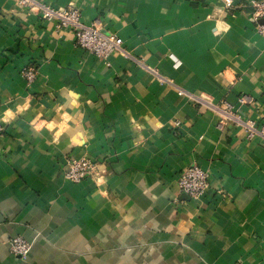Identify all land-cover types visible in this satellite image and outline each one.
<instances>
[{
  "label": "crops",
  "instance_id": "obj_1",
  "mask_svg": "<svg viewBox=\"0 0 264 264\" xmlns=\"http://www.w3.org/2000/svg\"><path fill=\"white\" fill-rule=\"evenodd\" d=\"M36 1L76 7L128 57L0 0V264H264V136L220 124L226 103L264 121L255 0ZM72 155L100 176L65 180ZM193 163L210 176L199 197L176 184Z\"/></svg>",
  "mask_w": 264,
  "mask_h": 264
},
{
  "label": "built area",
  "instance_id": "obj_2",
  "mask_svg": "<svg viewBox=\"0 0 264 264\" xmlns=\"http://www.w3.org/2000/svg\"><path fill=\"white\" fill-rule=\"evenodd\" d=\"M16 4L24 9L37 10L42 19L54 22L55 29L69 28L72 30L75 44L88 51L89 53L106 58L113 52L117 51L124 57L128 53L122 47V39L114 34H105L100 29V23L94 20L89 25L80 21L79 10L69 5L67 7L54 8L47 4H42L36 0H14ZM226 7L231 5L230 0H224ZM252 17L256 22V32L264 35V0H255L252 2ZM177 62H175L176 64ZM27 83L32 82L36 77V68L32 64L24 66L21 70ZM239 103H247L249 99L245 96H238ZM215 107V106H214ZM230 104L226 103V109L220 124L226 120H232L236 125L244 128L245 136L248 139L256 135L264 136V121L258 126L253 119H243L235 116L231 111ZM3 126L0 122V133ZM63 178L73 183H78L86 177H99V163L95 159L86 156H66L64 158ZM209 172L196 163L190 164L183 168L176 177L177 188L180 192L187 194L189 197H199L204 194L210 186ZM8 249L12 256L26 258L30 250V242L22 236L16 235L8 238ZM233 264H242L235 262Z\"/></svg>",
  "mask_w": 264,
  "mask_h": 264
},
{
  "label": "water",
  "instance_id": "obj_3",
  "mask_svg": "<svg viewBox=\"0 0 264 264\" xmlns=\"http://www.w3.org/2000/svg\"><path fill=\"white\" fill-rule=\"evenodd\" d=\"M264 21V18L260 20V22H263Z\"/></svg>",
  "mask_w": 264,
  "mask_h": 264
}]
</instances>
